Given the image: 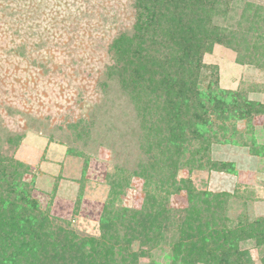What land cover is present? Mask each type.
<instances>
[{"label":"rangeland","instance_id":"1","mask_svg":"<svg viewBox=\"0 0 264 264\" xmlns=\"http://www.w3.org/2000/svg\"><path fill=\"white\" fill-rule=\"evenodd\" d=\"M226 4L229 9L217 20L224 27L254 19L264 29V0ZM135 11V0H0L1 150L28 166L23 178L31 185L32 210L50 221L45 226L52 239L66 243L67 234L76 242L74 248L62 245L64 250L43 264H178L165 243L146 247L136 260L126 242L107 249V259L91 253L102 240L103 218L117 224L116 237L124 242L132 212L158 203L167 214L163 233L176 236L188 206L187 190L158 183V173L166 172V153L147 149L140 110L104 73L109 45L121 32H131ZM16 28L19 33H13ZM235 57L231 48L215 44L203 55L199 76L203 86L243 93L241 104L251 112L234 126L255 141V150L262 147L263 155L213 142L211 158L235 161V172L183 166L175 178L190 180L197 191L229 194L202 207L200 215L213 214L217 227L257 228L264 220V112L246 102L264 106V67L239 64ZM152 134L157 136L155 130ZM17 135H22L18 145L9 146L7 140ZM239 245L248 251L250 264H262L259 237Z\"/></svg>","mask_w":264,"mask_h":264},{"label":"trees","instance_id":"2","mask_svg":"<svg viewBox=\"0 0 264 264\" xmlns=\"http://www.w3.org/2000/svg\"><path fill=\"white\" fill-rule=\"evenodd\" d=\"M227 1L135 0L131 32H121L109 45L104 73L140 110L147 128V149L155 148L157 155L159 150L166 153V172L158 173V183L164 188L187 190L188 206L176 236L166 237L163 233L162 221L167 214L158 208V203L132 212L125 226L128 237L123 234L124 242L116 237L117 224L103 218L102 240H96L92 256L107 259L111 252L107 249L126 242L131 260H136L146 247L165 243L178 264H250L248 251L241 249L239 243L258 237L264 242V220L256 222L257 228L247 224L232 228L228 223L217 227L218 218L213 214L200 215L202 207L208 209L211 202L221 203L229 194L197 191L190 180L175 178L183 166L235 172L234 162L211 158L213 142L244 147L256 157L263 155V148L255 150V141L234 126L237 119L251 112L241 104L246 101L243 93L203 86L199 76L204 68L202 57L215 44L234 50L239 64L264 67V29L254 19L245 22V26L239 20L235 26L220 24V13L229 9ZM16 32L20 28L13 30ZM214 83L217 85L216 80ZM246 103L251 110L264 112L258 101ZM152 130L156 131L155 138ZM227 132L232 135L226 136ZM21 139L22 135L10 137L7 144L15 147ZM27 170V165L4 153L0 146V264H43L46 257L51 262L53 253L64 250L63 246L76 245L73 236L67 234L66 243L52 239L45 226L50 221L33 212L36 208L32 210L34 201L28 193L31 185L23 178ZM135 247L139 249L136 251ZM157 262L152 260L149 264ZM87 264H91L90 260Z\"/></svg>","mask_w":264,"mask_h":264},{"label":"crops","instance_id":"3","mask_svg":"<svg viewBox=\"0 0 264 264\" xmlns=\"http://www.w3.org/2000/svg\"><path fill=\"white\" fill-rule=\"evenodd\" d=\"M243 155H245V154H243ZM243 157H246V156H243ZM246 158H247V157H246ZM246 158H245L244 160H242V162L244 161L243 163H246V162H247V159H246ZM234 162H235V161H234ZM235 163H236V162H235ZM241 167H243V165H242Z\"/></svg>","mask_w":264,"mask_h":264}]
</instances>
